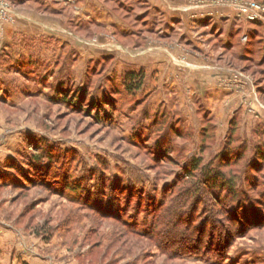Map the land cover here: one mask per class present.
<instances>
[{
	"label": "rangeland",
	"instance_id": "1",
	"mask_svg": "<svg viewBox=\"0 0 264 264\" xmlns=\"http://www.w3.org/2000/svg\"><path fill=\"white\" fill-rule=\"evenodd\" d=\"M30 1L40 14L59 8L63 30L77 41L73 48L48 42L33 48L30 41L24 46L28 66L17 61L18 46L14 51L0 47V182H5L0 185V264H264V224L219 251L222 259L179 258L176 250L162 253L146 238L152 216L145 206L139 208L148 199L170 193L194 158L202 159V167L217 169L233 117L230 150L240 153L245 143L248 151L237 167L223 165L220 170L240 176L238 186L248 195L253 193L250 176L263 182L264 171L251 173L244 164L254 146L264 143V98L254 86L258 75L243 73L246 63L233 56L245 55L251 22L240 15V8L247 3L264 8V0L234 5L241 31L232 54L214 43L204 50V62L166 56L172 65L158 60L163 53L158 44L156 58L144 49L137 51L151 35L143 25V0H103L113 15L142 35H129L125 46L109 36L105 47H96L93 39L109 30L96 19L85 24L74 19L70 0ZM21 3L0 1V36L27 1ZM255 21L264 24V14ZM256 30L264 34V29ZM254 58L260 60L259 55ZM131 73L138 78L131 81ZM138 82V90L127 91ZM192 84L199 88L191 90ZM43 153L53 156L54 181L42 177L48 167L46 160L38 161ZM9 164L21 173L29 170L35 183L19 188L6 173ZM207 204H213L211 198Z\"/></svg>",
	"mask_w": 264,
	"mask_h": 264
},
{
	"label": "trees",
	"instance_id": "2",
	"mask_svg": "<svg viewBox=\"0 0 264 264\" xmlns=\"http://www.w3.org/2000/svg\"><path fill=\"white\" fill-rule=\"evenodd\" d=\"M248 25L250 28L245 34L247 38L245 55L238 58L233 57L237 61L246 63L242 70L243 73L252 72V75H258L254 86L259 97L264 98V34L261 36L256 30L264 29V24L260 21H251L248 22ZM240 31V27L237 26L228 43L223 44L219 41L220 49L230 54L234 48V40ZM254 55H259L260 60L256 62ZM128 77L131 81L138 78L134 74H130ZM140 86V82H138L137 85L130 86L127 91L138 90ZM76 97L74 101H76ZM205 117L203 115V122L208 121V117H206L207 119ZM233 125H235V117L229 121L231 132L229 130L228 141L218 157L221 162L217 164V169L202 167V159L194 158L189 163V172L185 171L180 176L181 178H177L170 193L163 194L159 200L153 197L143 205H139V208L145 206L144 211L152 216L151 232L146 238L149 241H155L162 253L176 250L175 253L179 258L208 257L210 255L222 259L225 256L223 254L220 256L219 251L227 250L232 242L238 237H242L248 229L264 224V175L261 177L263 182H260L254 174V176H250L248 187L253 193L248 195L246 190L238 186L240 176L237 178V174L230 173V171L224 173L220 170L223 165L224 167H237L244 159L242 153L245 154L248 151L244 146L245 143L241 145L240 153L230 150L231 143L229 141L234 133V130L231 129ZM201 146L204 147L202 143ZM52 158L53 156L50 154L43 153L38 159V161L46 160L48 164L47 169L42 170L41 173L45 181H54L50 174L54 164ZM56 165H58L57 162ZM7 167H9L7 175L13 178V182L19 188H25V183L27 185L35 183L30 180L29 170L21 173V168L11 166V164ZM244 167L251 173L264 171V143L254 146L251 159L248 161V165L244 164ZM3 183L5 182H0V185L4 186ZM67 185L68 183L65 182V190L68 189ZM207 197L211 198L213 204H207ZM98 214L104 217L112 216L110 213L99 212ZM112 219L118 220L119 218L112 217ZM121 224L131 230L130 225L123 222ZM131 232L135 236H139L134 231ZM173 237L178 238L169 242Z\"/></svg>",
	"mask_w": 264,
	"mask_h": 264
},
{
	"label": "crops",
	"instance_id": "3",
	"mask_svg": "<svg viewBox=\"0 0 264 264\" xmlns=\"http://www.w3.org/2000/svg\"><path fill=\"white\" fill-rule=\"evenodd\" d=\"M2 1L13 2L14 0ZM15 1L20 2L21 5L23 0ZM24 1H27L25 7L23 6V10H16L13 22L4 25L3 35L0 36V47L14 51L13 49L18 46L21 59L17 61L28 66L27 64H31V62L29 57H26L24 46L26 44L30 46V41L34 43L33 48L44 46V42H48L52 46L57 44L60 48H73L76 46L77 39L74 34L62 28L64 22L61 20L62 15H60L59 8H51L52 13L50 14H40L32 6V1ZM70 1L75 5L74 10L77 13L73 14L74 19L80 20L84 24L86 21L96 19L99 22L98 25H101L106 31L109 30L108 34L94 37L93 41L96 47L99 45L105 47L109 42L107 40L109 36L113 37L122 46H125L124 42L129 39V35L133 38L136 37V39H140V36H142L137 27L131 29L120 20L121 18L113 15L104 5L103 0ZM240 1L243 0H143V7L147 10L144 16L147 20L143 25L148 27L147 29L151 32V35L146 37V41L142 39L147 44L137 51L144 49L146 50L145 52L148 51V57L156 58L155 55L160 53H157L155 48L158 44L163 51L160 54L162 58L160 57L161 59L158 60H163L165 61L164 63L172 65L171 61L166 60V56L171 60L178 56L180 58L185 56V59L190 63L198 61L202 63L204 62V50H210L214 43L219 46V41L226 44L232 37L240 21L236 18L234 5ZM55 3H58V0ZM75 16L77 17L75 18ZM139 17L140 15L138 14L136 18ZM110 29L113 30L112 33H110ZM18 43L19 45H17ZM11 55H14L13 52L10 53L9 59L13 58ZM113 58L111 56L104 57L105 60L109 61ZM13 63H15V60ZM35 63L32 64L36 67ZM72 68V70L75 69V67ZM201 69L204 70L203 67ZM49 71L51 73L52 69ZM53 74L55 75V73ZM219 75L211 74L214 79H225V77ZM227 78H229L228 74ZM192 85L191 90L193 91L199 88L197 84ZM212 86L217 85L213 83Z\"/></svg>",
	"mask_w": 264,
	"mask_h": 264
},
{
	"label": "built area",
	"instance_id": "4",
	"mask_svg": "<svg viewBox=\"0 0 264 264\" xmlns=\"http://www.w3.org/2000/svg\"><path fill=\"white\" fill-rule=\"evenodd\" d=\"M263 14L264 8H260L255 3H247L240 8V15H243L249 21L261 19Z\"/></svg>",
	"mask_w": 264,
	"mask_h": 264
}]
</instances>
